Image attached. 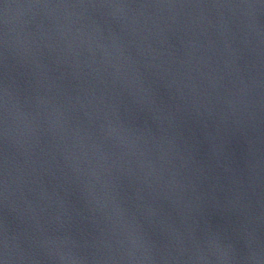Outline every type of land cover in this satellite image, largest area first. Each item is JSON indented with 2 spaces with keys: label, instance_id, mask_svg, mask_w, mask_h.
<instances>
[{
  "label": "water",
  "instance_id": "95a60500",
  "mask_svg": "<svg viewBox=\"0 0 264 264\" xmlns=\"http://www.w3.org/2000/svg\"><path fill=\"white\" fill-rule=\"evenodd\" d=\"M0 264H264V0H0Z\"/></svg>",
  "mask_w": 264,
  "mask_h": 264
}]
</instances>
